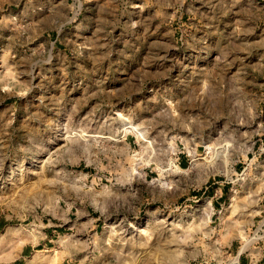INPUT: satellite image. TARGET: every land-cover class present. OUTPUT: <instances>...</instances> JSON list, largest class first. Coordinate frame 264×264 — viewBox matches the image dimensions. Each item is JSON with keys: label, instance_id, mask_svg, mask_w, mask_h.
Listing matches in <instances>:
<instances>
[{"label": "rangeland", "instance_id": "obj_1", "mask_svg": "<svg viewBox=\"0 0 264 264\" xmlns=\"http://www.w3.org/2000/svg\"><path fill=\"white\" fill-rule=\"evenodd\" d=\"M0 264H264V0H0Z\"/></svg>", "mask_w": 264, "mask_h": 264}, {"label": "bare ground", "instance_id": "obj_2", "mask_svg": "<svg viewBox=\"0 0 264 264\" xmlns=\"http://www.w3.org/2000/svg\"><path fill=\"white\" fill-rule=\"evenodd\" d=\"M244 214H245V213H244ZM240 216H242V215H240ZM243 216H244V215H243ZM243 216H242V217H243ZM245 221H246V220H245ZM245 221H244V222H245ZM242 222H243V221H242ZM252 240H253V239H251V242H252ZM248 241H249V240H248ZM244 243H245V242H244ZM247 244H249V243L246 241V243L244 244L245 246L241 249V251H243V250H245L246 248H248L249 245H247ZM153 246H154V245H153ZM159 246H160V245H159ZM159 248H160V247H159ZM156 249H158L157 244L155 245V250H156ZM175 256H176V255H175ZM147 257H150V256H147ZM145 261H146V260H145Z\"/></svg>", "mask_w": 264, "mask_h": 264}]
</instances>
